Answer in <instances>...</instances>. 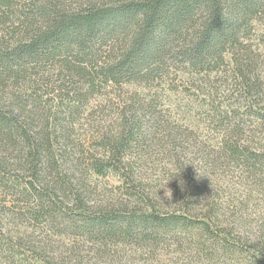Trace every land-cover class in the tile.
Instances as JSON below:
<instances>
[{"label": "trees", "instance_id": "trees-1", "mask_svg": "<svg viewBox=\"0 0 264 264\" xmlns=\"http://www.w3.org/2000/svg\"><path fill=\"white\" fill-rule=\"evenodd\" d=\"M257 18H264V0H0V171L23 177L33 218H43L55 234L87 241L187 237L195 246L191 251L211 264H264V221L239 211L226 216L221 196L208 191L211 170L222 158L264 175V155L251 151L241 125L222 117L221 146L203 153L188 129L170 127L155 96L133 93L90 140L74 136L91 94L127 82H155L173 64L210 72L231 55L251 93L258 85L251 77L256 53L241 37ZM56 68L60 83L52 92L66 96L54 113L35 117L19 90L24 83L39 86L44 75L38 72ZM259 92L257 116L264 124ZM156 127L173 152L168 197L142 171ZM109 174L121 182L116 192L99 190L92 179ZM46 246L44 241L33 250ZM96 251L103 255V249ZM206 251L209 257L202 255ZM65 258L63 264L104 259L83 260L75 250L70 261Z\"/></svg>", "mask_w": 264, "mask_h": 264}, {"label": "rangeland", "instance_id": "rangeland-1", "mask_svg": "<svg viewBox=\"0 0 264 264\" xmlns=\"http://www.w3.org/2000/svg\"><path fill=\"white\" fill-rule=\"evenodd\" d=\"M247 31V35L242 34L241 40L256 53L251 77H254V80L256 78L258 83L251 93L241 84L243 79L236 75L231 55H227L226 63L218 70L210 72L197 73L186 66L173 64L167 69L168 75L155 82H127L119 87H102L91 94L86 111L75 124L74 136L77 139L90 140L97 125L110 124V119L115 116L123 100L133 93H139L149 98L151 95L155 96L158 108L169 115L170 127L174 131L181 130V126L188 129L190 138H195L193 140L202 148L203 153L213 154L221 146L226 131L220 129L219 123L222 117H225V122L241 125L237 127L244 129L243 139L247 138L252 152L264 155V124L257 116L258 95L255 96L256 91L261 90L259 93L264 99V18L253 20ZM57 73V68L38 72L39 77L44 75L43 80H39V86L24 83L19 90L25 99H30L29 108L36 110L35 117L42 118L54 113L60 104V98L66 96L65 94L57 98L58 94L52 92L53 86L60 83L56 82ZM33 77L35 79L36 75ZM37 98L39 102L36 104L34 100ZM36 123L41 125L40 120ZM156 129L159 134L157 140L146 148V163L142 171L150 185L157 187L168 197L173 191L175 175L171 161L173 152L169 151L171 149L168 148L165 134L160 128ZM192 131L195 133H191ZM247 168L248 165L245 166L243 162L222 158L218 161L216 169L211 170L208 191L215 198L221 196L222 201L226 203L223 207L226 216L231 217V214L239 211L245 214V217L261 222L264 221V175L259 178L257 176L260 175L249 172ZM8 170L0 171V264H63L61 261L64 257L68 261L72 259L74 250L75 255H79L83 260L92 259L93 263L96 258L104 257L99 264L209 262L199 259L198 255L191 251L195 246L189 243L187 237L181 240L170 235H160L144 241L127 239L115 243L107 239L87 241L82 236L68 233L55 234L46 229L43 218H33L35 215L29 205L33 198L29 199L25 180L19 172L16 174L20 177L13 174V170ZM92 179L97 183L99 190L107 193L116 192L121 186L118 176L114 174L105 177L93 175ZM44 241L48 251L33 250L35 245ZM99 249H103V255L97 253L96 250ZM60 254L63 255L60 261L51 258ZM202 255L210 256L207 251L202 252ZM229 263L231 262L225 264Z\"/></svg>", "mask_w": 264, "mask_h": 264}]
</instances>
